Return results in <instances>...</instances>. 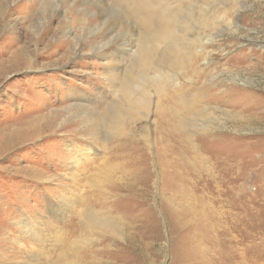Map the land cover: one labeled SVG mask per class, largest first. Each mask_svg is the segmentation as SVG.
Instances as JSON below:
<instances>
[{
  "label": "rangeland",
  "instance_id": "obj_1",
  "mask_svg": "<svg viewBox=\"0 0 264 264\" xmlns=\"http://www.w3.org/2000/svg\"><path fill=\"white\" fill-rule=\"evenodd\" d=\"M116 1L0 0V264H264V0H208L202 77L158 66L121 132L139 23L202 1Z\"/></svg>",
  "mask_w": 264,
  "mask_h": 264
},
{
  "label": "bare ground",
  "instance_id": "obj_2",
  "mask_svg": "<svg viewBox=\"0 0 264 264\" xmlns=\"http://www.w3.org/2000/svg\"><path fill=\"white\" fill-rule=\"evenodd\" d=\"M201 1L202 2L200 4L198 3L200 9L198 10L196 9L197 10L196 14H193L192 11H189V12H185L183 15L180 16L181 13L180 14L178 13L179 15L177 14L178 12L177 8L173 9L170 6H166L167 8L164 7L166 8L165 18H162L161 21H158L157 26L154 27L155 31L153 32L151 31L153 29V26H149V20H151L152 18L149 19V17H144L142 19V22L139 23L140 25H142V28L143 30L146 31V33H142L140 36H138L139 38L136 43V48L133 46L135 48L136 55L134 56L130 64V68L132 72L131 76L126 78V80L122 82V84L120 85L118 99L114 100L113 103L108 107L109 113H113L114 115H116L113 128H115L117 132H121L124 127L123 120H121L122 119L121 115L123 113H129V115L132 114L133 116H135L136 113L144 114L142 109L145 110L148 109L149 104L151 103V95L149 91L151 87H154L157 90L156 93L159 94V93H164L166 91L165 89H168L169 86L171 85L170 83L171 82L173 83L174 79L170 75L165 73L166 71L163 72L161 71L162 69L159 68L162 64L166 68L170 69V71H174V70L179 71L181 69L182 76H186L189 73L191 77L193 76L196 78L202 77L201 76L203 75L202 71H199L197 68L193 66H195V62H196L195 57L196 58L198 57L197 53H201V56H203V53L200 49H204L203 44L205 43V40L203 41L202 45H200L201 35L198 34L191 36L189 35V32L191 31L194 32L195 30H197L199 33L201 30H205V29L213 30L218 26L217 24L219 23V21L224 20V17L215 15L214 13L215 10L213 11L209 10L214 6L215 7L217 6L216 2L213 3V2H209L208 0H201ZM221 1H223L221 3H225V4L227 3L230 5H233L234 3L240 5L242 4L240 0H221ZM235 11H238V9H235ZM172 23L180 24L179 29L181 32L177 31L179 34L184 33L186 36H190L193 38L186 41L187 39H184L182 35L181 37L179 36L177 37V34L175 33L176 29L172 27ZM234 24L236 26V29H239L238 25L236 23ZM110 30L111 29L109 28L105 29L102 35L105 36L106 34H108V32H110ZM220 30H225V29L222 28ZM220 30H217V32ZM154 43L157 44L168 43V46H166V48H164L163 51L160 54H158L159 56L156 57L157 59L155 60H154L155 49L153 47H150L149 45ZM109 44L110 43L108 42L105 43L102 42L100 44H97L96 50L105 47L110 48L111 44L110 45ZM153 46L155 47V45ZM110 49L112 50V48ZM126 50L127 49L125 48H121L119 52H123ZM184 66H187L188 68L187 71H185L186 67ZM17 67L18 66H13L10 67V69L14 70ZM2 73L5 72L2 71ZM170 90L171 88L169 89V91ZM194 97H195L194 95H191V97H189L188 100L191 101V99ZM181 104H182L181 105L182 109L189 110L191 107L190 103H186L184 100L182 101ZM86 116L87 113L81 115L82 118H86Z\"/></svg>",
  "mask_w": 264,
  "mask_h": 264
}]
</instances>
